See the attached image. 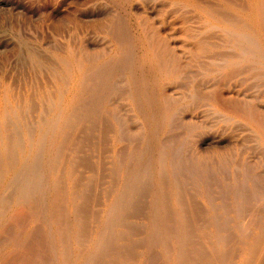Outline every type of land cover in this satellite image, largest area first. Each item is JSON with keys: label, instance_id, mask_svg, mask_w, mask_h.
I'll return each mask as SVG.
<instances>
[{"label": "rangeland", "instance_id": "obj_1", "mask_svg": "<svg viewBox=\"0 0 264 264\" xmlns=\"http://www.w3.org/2000/svg\"><path fill=\"white\" fill-rule=\"evenodd\" d=\"M258 1L0 0V264H264Z\"/></svg>", "mask_w": 264, "mask_h": 264}, {"label": "bare ground", "instance_id": "obj_2", "mask_svg": "<svg viewBox=\"0 0 264 264\" xmlns=\"http://www.w3.org/2000/svg\"><path fill=\"white\" fill-rule=\"evenodd\" d=\"M258 1V0H257ZM262 2H263V0H259L258 1V3L256 4V8H255V13H254V15H255V17H256V21H258V23L260 24L259 26H261V21H262V16L264 15V5L262 4ZM243 4V3H242ZM241 5V4H240ZM207 8H209V7H207ZM242 8V7H241ZM211 10H212V8H211ZM210 15H212V14H210ZM221 15V14H220ZM231 16V15H230ZM232 17V16H231ZM222 18V17H221ZM258 19V20H257ZM231 22V21H230ZM230 22H227V24L229 25L230 24ZM256 25V24H255ZM231 26V25H230ZM229 26V27H230ZM245 26V25H244ZM256 27H258V25L256 26ZM157 29V28H156ZM155 29V30H156ZM154 31V30H153ZM153 33V32H152ZM158 35L157 36H159V33H157ZM147 35V34H146ZM155 35V34H154ZM187 35V34H186ZM240 35V34H239ZM153 37V36H152ZM160 37H162V35L160 36ZM155 38H156V36H155ZM143 39V38H142ZM147 39V38H146ZM149 39V38H148ZM161 39V40H160ZM159 40L162 42V38H160ZM164 39H165V37H164ZM246 40V39H245ZM148 41V40H147ZM165 41V40H164ZM156 44H157V41L155 42ZM154 43V44H155ZM163 43V42H162ZM165 44H166V42H164ZM161 44V43H160ZM236 45V44H235ZM159 46V45H158ZM161 46V45H160ZM237 46V45H236ZM168 48V47H167ZM158 49V48H157ZM166 49V48H165ZM169 49V48H168ZM158 51V50H157ZM160 51H161V49H160ZM242 51V50H241ZM166 52H168V50H166ZM153 53V52H152ZM155 53H157V52H154V54ZM159 53V52H158ZM155 55H157V54H155ZM153 56V55H152ZM173 57V56H172ZM158 61L160 62V57H159V59H158ZM162 61V60H161ZM161 63V62H160ZM159 63V64H160ZM159 66V65H158ZM160 67V66H159ZM171 67V66H170ZM248 67V66H247ZM173 70V69H172ZM177 70V69H176ZM166 71V70H165ZM174 71V70H173ZM260 71V70H259ZM231 74V73H230ZM46 80V79H45ZM92 83V82H91ZM223 95V94H222ZM218 99V98H217ZM167 100V99H166ZM225 102V101H224ZM227 105H228V103H227ZM228 106H226V108H227ZM251 116V115H250ZM251 120L252 121H255V119L253 118V116H251ZM261 121V120H260ZM262 122V121H261ZM18 141V140H17ZM60 170V169H59ZM92 180V179H91ZM24 181V180H23ZM6 243V242H5ZM227 246V245H226ZM261 247V246H260ZM20 248V247H19ZM260 251H261V249H259ZM258 250V251H259ZM17 251V250H16ZM35 253V252H34ZM166 253V252H165ZM258 253V252H257ZM257 253H256V255H257ZM259 254H261L260 252H259ZM255 255V254H254ZM254 255H251V256H254ZM256 255H255V257H256ZM258 256V255H257ZM38 257V256H37ZM254 257V259H256ZM33 258V257H32ZM259 258H260V256H259ZM259 258H257L256 259V262H257V260L259 259ZM263 258V257H262ZM250 260H252V259H249V261ZM260 260V259H259ZM259 260H258V262H259ZM249 261L247 262V263H245V264H248L249 263ZM2 262V261H1ZM253 262H254V260H253ZM255 263V262H254ZM253 263V264H254ZM4 264V263H3ZM257 264V263H256Z\"/></svg>", "mask_w": 264, "mask_h": 264}]
</instances>
